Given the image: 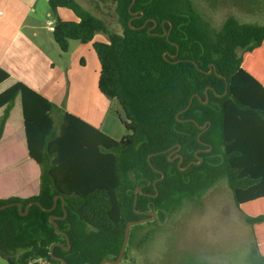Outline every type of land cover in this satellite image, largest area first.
<instances>
[{
  "label": "trees",
  "instance_id": "obj_1",
  "mask_svg": "<svg viewBox=\"0 0 264 264\" xmlns=\"http://www.w3.org/2000/svg\"><path fill=\"white\" fill-rule=\"evenodd\" d=\"M104 1L115 5L121 33L75 0H48L52 36L65 53L70 41L87 44L96 34L106 35L107 43H92L100 67L97 89L119 106L126 134L112 139L22 82L0 93V138L19 97L27 153L40 172L37 195L0 199V206L22 205L20 211L0 210V258L7 264L37 258L62 264L49 254L59 243L53 254L67 264L114 261L127 223L148 217L138 212L163 221L225 176L252 231L251 264H264V26L229 17L213 36L189 0H134V19L132 0ZM62 8L78 21L60 19ZM152 20L157 25L148 32ZM8 77L0 68V83ZM256 149L260 153L253 154ZM14 153L2 148L0 160L13 165ZM176 155L180 165L179 157L170 161ZM55 196L64 206L57 199L52 208ZM138 227H130L119 264H135L129 250Z\"/></svg>",
  "mask_w": 264,
  "mask_h": 264
},
{
  "label": "crops",
  "instance_id": "obj_2",
  "mask_svg": "<svg viewBox=\"0 0 264 264\" xmlns=\"http://www.w3.org/2000/svg\"><path fill=\"white\" fill-rule=\"evenodd\" d=\"M50 15L48 0H0V68L9 74L0 83V93L22 82L108 137L120 139L126 131L117 116L119 106L97 89L100 67L92 43H107L106 35L96 34L87 44L70 41L67 52H60L52 35L40 37L38 32L43 29L52 33L48 20L47 26H39ZM57 16L64 21H78L70 10L63 8L57 10ZM2 112L0 108V116ZM2 148L14 150L17 156L13 165L0 160V179L5 176L17 184L0 194V199L37 195L40 172L27 153L19 97L4 125ZM257 153L258 149L253 152Z\"/></svg>",
  "mask_w": 264,
  "mask_h": 264
},
{
  "label": "rangeland",
  "instance_id": "obj_3",
  "mask_svg": "<svg viewBox=\"0 0 264 264\" xmlns=\"http://www.w3.org/2000/svg\"><path fill=\"white\" fill-rule=\"evenodd\" d=\"M75 1L103 20L111 31L121 33L112 2ZM189 1L213 36L220 33L229 17L241 25L264 26V0ZM47 20L52 22L54 16H46L39 26H47ZM38 32L40 37L52 35L43 29ZM15 184L2 176L0 194ZM152 222L155 224H139L132 239L129 258L135 264H251L256 252L250 226L236 208L225 176L197 202H184L163 221L155 218ZM0 264L7 262L0 258Z\"/></svg>",
  "mask_w": 264,
  "mask_h": 264
},
{
  "label": "water",
  "instance_id": "obj_4",
  "mask_svg": "<svg viewBox=\"0 0 264 264\" xmlns=\"http://www.w3.org/2000/svg\"><path fill=\"white\" fill-rule=\"evenodd\" d=\"M133 3H134V0H132L130 6H129V8H128V9H129V12H130V8H131V6H132ZM130 13H131L132 15H135V14H136V13H132V12H130ZM131 20H132V19H131ZM131 20H130V21H131ZM130 21H129V23H130ZM149 21H150V20H146V21L143 23V25H141V26L138 27L137 29H142V28H144L145 25L147 24V22H149ZM152 22H153V26L150 27V28L148 29V32H149L151 29H153V28L157 25V23H156L155 21L152 20ZM162 25H163V23H162ZM170 28H171V25H170ZM166 34H167L166 36H168V33H166ZM163 35H164V34H161V36H163ZM177 54H178V50H177V53H176L175 55L171 56V57L175 58V57L177 56ZM177 62H179V60L175 61L174 63H177ZM195 66H197V64H195ZM205 73H206V74H210V73H211V69H210V67H209L208 72H205ZM218 77H219V78H223V76H221V75H218ZM208 89H210V88L207 87V90H208ZM226 91H227V89H225L224 94L226 93ZM192 98H193V97H192ZM192 98L190 99V101H189L187 107H186L184 110H182L180 113L186 111V110L189 108V106H190V104H191V102H192ZM206 102H207V99H206L205 103H206ZM177 116H178V115H177ZM200 128H201L202 130H204V129H203L204 127H200ZM179 148H180V147L178 146L176 151H178ZM209 150H210V148H209ZM177 157H179V155L174 156L173 158L170 159V161H173V160H174L175 158H177ZM181 161H182V158L179 157L178 165H180ZM200 161H201V160H200V158H199V162H200ZM189 165H190V164H189ZM189 165H187V166H186L184 169H182V170H185L186 168H188ZM163 177H164V174L161 173V177H160L158 180H161ZM139 191H140V190H139L138 188L135 190V199H134V204H133L134 206H135V203H136L137 192H139ZM57 199H60V200H61V204H62V206H64V199H63L62 197H60V196H55V197H54V204H53V207H52V208H54V207L56 206V200H57ZM31 204H33V203H30L29 205H27V206L25 207V211H24V212H20V215H22V216L26 215L27 209H28V207H29ZM34 204H36L37 206L41 207L40 204L37 203V202H34ZM11 206H17V208H18L19 211L21 210V207H22L21 203H15V204H14V203H11V204H7V205L0 206V210H3V209H5V208L11 207ZM52 208H51V209H44V208H41V209L44 210V211L49 212V211L52 210ZM138 213L143 214V215H146V216H148V217L141 218V219H139V220H137V221H131V222L127 223L126 228H125V231H124L123 242H122L121 249H120V251H119V255H118V257H117L114 261H113V260H110V259H103L99 264H119V263L122 261L123 254H124L125 248H126L127 243H128L130 227H131V226H134V225H139V224H142V223H145V222H152V221L156 218L155 214L152 213V212H138ZM65 217H66V212L64 211V214H63V216H62V219H64ZM49 222L52 224V226H53V228H54V230H55V233L58 234V235H61V232L58 231V229H57V224H56V222H55L54 217L51 216V217L49 218ZM65 237H66V241H67V247H66L65 249L68 250V249L70 248V243H69V240H68L67 236H65ZM55 246H61V245H60L59 243H55V244L51 245V247H50V249H49V254H50L51 258L54 259V260H56V261H58V262H60V263H62V264H67L64 260H62V259H60V258H56V257L54 256V254H53V249H54Z\"/></svg>",
  "mask_w": 264,
  "mask_h": 264
},
{
  "label": "built area",
  "instance_id": "obj_5",
  "mask_svg": "<svg viewBox=\"0 0 264 264\" xmlns=\"http://www.w3.org/2000/svg\"><path fill=\"white\" fill-rule=\"evenodd\" d=\"M47 25L49 26V30L53 31V22L48 21ZM29 264H55V263L50 262L44 258H37V259H34L33 261H31Z\"/></svg>",
  "mask_w": 264,
  "mask_h": 264
},
{
  "label": "flooded vegetation",
  "instance_id": "obj_6",
  "mask_svg": "<svg viewBox=\"0 0 264 264\" xmlns=\"http://www.w3.org/2000/svg\"><path fill=\"white\" fill-rule=\"evenodd\" d=\"M137 17H138L137 14L132 15V19L137 18Z\"/></svg>",
  "mask_w": 264,
  "mask_h": 264
}]
</instances>
